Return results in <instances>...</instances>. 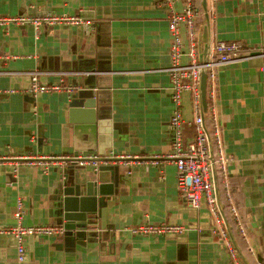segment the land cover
<instances>
[{"label": "crops", "instance_id": "0c3cea01", "mask_svg": "<svg viewBox=\"0 0 264 264\" xmlns=\"http://www.w3.org/2000/svg\"><path fill=\"white\" fill-rule=\"evenodd\" d=\"M191 5L199 59L212 54L217 40L264 52V0H206L204 5L191 0ZM184 6L185 0L174 2L177 12ZM44 13L78 16L92 25L0 26V228L15 224L17 198L23 201L22 225H58L60 171L69 166L67 157L89 148L97 154L98 135L117 144L109 156L133 158L113 163L121 178L105 199L104 228L98 219L94 226L65 229L62 236H28L22 263L15 239L0 234V264H264V59L241 60L216 72L215 107L231 157V189L252 249L231 227L234 258L214 231L218 222L207 206L194 208L181 198L175 165L150 163L155 155L170 153L173 142L174 106L165 70L171 35L164 0H0L2 17ZM187 34L182 23L184 50ZM31 71H40L43 83L62 81L71 89L33 94ZM88 99L97 124L70 122L71 103L82 106ZM193 105L192 95L183 93L186 140L194 138ZM204 119L210 122L208 113ZM20 156L64 159L40 166L16 163ZM162 223L186 230L172 235L126 230Z\"/></svg>", "mask_w": 264, "mask_h": 264}, {"label": "built area", "instance_id": "2783aa9c", "mask_svg": "<svg viewBox=\"0 0 264 264\" xmlns=\"http://www.w3.org/2000/svg\"><path fill=\"white\" fill-rule=\"evenodd\" d=\"M176 0H164L169 10L168 29L171 35L169 46L170 65L165 69L170 76V98L174 109L169 120V130L172 134V151L166 155H155L150 159L154 166H163L173 163L176 167V186L181 198L194 208L205 204L218 225L214 231L225 239V245L231 256L235 258L236 248L228 237V231L234 228L240 241L246 244L250 252L247 229L241 222L234 195L230 184L228 163L231 159L226 153L223 142L222 128L218 122L216 113V72L217 69L239 62L249 60L252 49L239 41L217 40L212 46V54L209 57L197 56L196 30L194 25L195 11L191 0H185V6L181 12L174 10ZM184 23L188 32V46L183 49V40L180 35V25ZM30 24L39 29L42 25H74L78 27L91 26V21L78 16L67 14L44 13L37 17H2L0 26ZM260 51V50H259ZM262 52V51H261ZM187 57V62H182V57ZM260 56H264L261 54ZM202 70L207 72L206 100L207 110L203 112L200 105V78ZM29 76V91L33 94L60 92L70 90L62 81L47 84L40 81V71H31ZM12 92V91H10ZM189 92L194 101V118L191 127L194 130L193 139H185L183 131V116L181 111L183 93ZM208 113V124L204 115ZM63 156H20L16 163L47 166L48 164H61L58 159ZM69 164L78 166H97L100 161L97 155L67 157ZM118 163L130 160L131 155H111ZM66 162V163H67ZM67 163V164H68ZM24 207L21 198H17L16 210L13 213L15 224L0 228V234L12 236L16 242V258L22 263L26 258L25 238L28 236H62L65 228L61 225H30L21 224ZM133 235H172L181 234L186 228L182 225L169 224H139L126 229ZM239 264V263H236Z\"/></svg>", "mask_w": 264, "mask_h": 264}, {"label": "water", "instance_id": "95a60500", "mask_svg": "<svg viewBox=\"0 0 264 264\" xmlns=\"http://www.w3.org/2000/svg\"><path fill=\"white\" fill-rule=\"evenodd\" d=\"M206 0H203V5ZM89 15V14H87ZM207 33V32H206ZM207 46H205L206 48ZM264 54L259 50L253 51L249 62L261 63ZM202 57V56H201ZM206 80L207 72L202 70L200 78V105L203 112L207 110L206 103ZM70 122L96 123L94 102L88 99L82 106L77 102L69 106ZM97 124V123H96ZM102 129V128H101ZM98 132L99 129L98 122ZM103 139V142H102ZM97 154L89 148L82 151L80 156L97 155L100 163L97 166H78L69 164L64 171H60V195L57 210V224L65 229L77 230L94 226L100 219V228H104V214L106 198L113 193L114 186L121 178V170L116 160L105 158L117 144L108 137L97 136ZM79 156V155H75Z\"/></svg>", "mask_w": 264, "mask_h": 264}, {"label": "trees", "instance_id": "16d2710c", "mask_svg": "<svg viewBox=\"0 0 264 264\" xmlns=\"http://www.w3.org/2000/svg\"><path fill=\"white\" fill-rule=\"evenodd\" d=\"M236 206H237V204H236ZM237 209H238V206H237ZM238 212H239V210H238ZM239 214H240V212H239ZM240 243H241V241H240ZM241 244L245 245L244 243H241Z\"/></svg>", "mask_w": 264, "mask_h": 264}]
</instances>
